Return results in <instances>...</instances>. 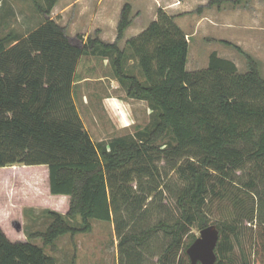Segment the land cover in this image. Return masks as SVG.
<instances>
[{
    "label": "trees",
    "instance_id": "1",
    "mask_svg": "<svg viewBox=\"0 0 264 264\" xmlns=\"http://www.w3.org/2000/svg\"><path fill=\"white\" fill-rule=\"evenodd\" d=\"M33 1L44 23L14 46L8 47L10 36L0 38V168L47 166L50 193L69 196L70 209L67 215L42 211L48 215L49 226L44 232L29 233V238H41L56 251L61 237L89 233L93 221L112 222L118 208L111 184L129 182L134 169L153 163L156 152L189 159L180 168L187 182L178 201L181 217L174 224L161 222L141 237L125 241L142 245L154 233L163 232L172 241L159 264H191L187 249L197 237L190 232L195 226L200 231L211 226L206 201L217 192L215 177L222 186L249 162L264 161L260 63L241 47L220 40L245 56L246 74L217 52L210 54L206 69L188 71L187 36L176 23L177 17L162 9L144 32L121 49L119 43L132 25L129 4L123 9L114 43L96 37L80 46L50 18L60 0ZM244 1L248 0L234 4ZM226 2L209 0L208 6ZM88 55L108 60L126 98L145 102L155 113L157 122L147 139L117 138L109 145L93 141L75 101L77 68ZM128 61L137 62L141 78L128 72ZM167 134L175 144L160 149L156 143ZM75 217L82 219V227L70 224ZM214 225L220 232L217 264H232L235 244H241L238 228L224 221ZM253 234L252 257L242 248L241 264H264V222L254 225ZM0 264L57 262L36 245L12 242L0 228Z\"/></svg>",
    "mask_w": 264,
    "mask_h": 264
},
{
    "label": "rangeland",
    "instance_id": "2",
    "mask_svg": "<svg viewBox=\"0 0 264 264\" xmlns=\"http://www.w3.org/2000/svg\"><path fill=\"white\" fill-rule=\"evenodd\" d=\"M144 2L145 0H61L50 18L64 27L71 40L80 46L96 37L107 43H114L117 38V27L127 4L133 8L131 15L133 25L125 33L127 38L139 34V31L136 32L137 28L143 25L144 30L151 20L157 19L158 11L160 9L165 11L164 7L168 6L163 2L156 4L153 0L147 5ZM244 2L237 4L235 8L234 2L227 0L221 6L216 4L203 7L200 13H197L199 5L194 3V12L188 16L189 20L183 21L184 23L182 20L176 22L191 34V27H195L197 16L208 13L207 8H211L215 14L217 10L231 14L232 8L236 10L238 6L247 3ZM242 11L247 12L245 8ZM258 20L264 26V13H260ZM44 21L45 17L38 12L33 0H0V38L10 36L8 47L26 38ZM224 27L219 25L213 28L211 24L206 23L198 35L189 37L191 47L187 70L192 72L206 69L210 54L217 52L220 57L235 62L241 74H246L249 67L245 56L234 47L220 42L240 40L243 51L260 63L264 78V32L256 30L258 32L254 37L257 40L250 42L252 34L239 28ZM119 46L121 49L126 48L125 38ZM127 66L129 73L141 78L136 61H128ZM76 82L75 97L78 99V110L85 129L95 143L103 142L109 145L117 138L136 142L147 139V133L157 122L155 113L144 102H132L129 108L126 103L128 100L126 91L115 80L108 60L90 55L83 57L77 68ZM105 98L119 104L121 113L113 112L111 104L106 102L109 100ZM123 103L128 109L126 114L123 113ZM174 144L171 134H167L156 143L160 149L170 148ZM153 155L155 157L153 163H143L134 169L129 182H123V185L111 184V189L116 192L118 208L112 222L93 221L91 232L80 233L74 237L70 235L61 237L57 242L56 251L46 247L41 238L30 239L28 236L35 231L44 232L49 226L48 215L41 214L45 209L34 210L30 205L40 201L43 207L54 208L60 212L63 210L55 207L56 200L49 194V179L43 174L45 166H28L20 172H13L10 169L13 166L0 168V204L25 208V212L33 210L25 213V219L16 216L14 221H19L21 231L15 228L11 216L5 213L0 214V228L12 242H29L42 248L47 255L56 259L57 264H159L171 244L170 236L157 232L142 245L125 240L130 236L141 237L146 230L161 222L174 224L181 217L178 201L186 189L187 182L181 176L180 168L185 166L189 159L164 157L156 152ZM17 174L20 176L17 177ZM35 176L41 177V182H35L37 184L34 187L27 179L34 182L32 178ZM214 180L217 192L209 194L206 212L211 225L223 221L236 225L241 244H235L230 263L241 264L242 248L252 257L254 225L259 221L264 222V161L249 162L222 186L217 182L219 177H215ZM12 211L14 213V210ZM69 222L74 227H82L80 217L70 219ZM190 234L199 237L200 230L195 226ZM188 240V237H185V241Z\"/></svg>",
    "mask_w": 264,
    "mask_h": 264
},
{
    "label": "crops",
    "instance_id": "3",
    "mask_svg": "<svg viewBox=\"0 0 264 264\" xmlns=\"http://www.w3.org/2000/svg\"><path fill=\"white\" fill-rule=\"evenodd\" d=\"M153 1H155L156 4H157V2L160 3V4H161V2H163L164 4L168 5L167 7H164V10L167 11V13L170 16H176L177 17L176 21L177 20H182V22L183 21L186 22V20H189L188 16L193 15L194 5L195 4L199 5V7H206V6L208 7V5H209L208 0H153ZM234 1L235 0H228V2H232V3ZM149 2H151V0H145L144 3L147 5ZM155 3H154V5H155ZM243 3H245V2H243ZM243 3H241V4H243ZM233 6H235V8H237L236 7L237 4H234ZM57 7H58V4H57V6L54 9H56ZM238 7L239 8L236 9V10H233V8H232L231 14H228L227 12H222V10L221 11L217 10V12L215 14V13H213L211 8H207V11H209L208 13L202 14L201 16H197L196 15L197 16V21H196L195 27H191V30H192L191 34L187 33L183 29V26L182 27L179 26V25L178 26L183 30V32L188 37L187 40H188L189 44H191V41H190L189 37H191V36L193 37L195 35H198L201 32V28L206 23L211 24V26L213 28H216L219 25H223V28H225L224 26H227V27H230V28H233V29L234 28H239V30H243V31H246V32L252 34L253 36L250 37L251 38L250 42H255V40H257V38H255L254 36L258 32L256 30H260L261 33L264 32V26L260 23L261 21L258 20L260 13L261 12L264 13V0L247 1V3L244 6H238ZM148 8H149V6H148ZM244 8L247 10V12H243L242 11ZM241 11H242V13H241ZM252 12L254 13V15H250V13H252ZM184 14H187V15H184ZM154 17L155 16L153 15V18ZM254 17H257V19H255ZM153 21H155V20L154 19L151 20V22H153ZM131 27L132 26H130V28ZM143 28H144L143 25L140 26L139 28H137L136 32L139 31L140 33L138 32L139 34H137V35L135 34L131 38L136 37V36L140 35L142 32H144L146 30V28L144 30H143ZM140 30L141 31L143 30V31L141 32ZM131 38H127L125 36V40L126 41L131 39ZM245 40H248V39H245ZM225 41L232 42V43L238 45L239 47H240V45H242V42L240 40H236V42H235V40H225ZM244 41H243V43H244ZM258 42H259V40H258ZM77 82H79V80H77ZM75 87H76V84H75ZM105 100H109V99L105 98ZM75 101H76V104H77L78 103V99H76V97H75ZM106 102H109V104H111V107L113 108V112H115L116 114L117 113L118 114L121 113L120 112L121 111L120 110L121 107H119V104H117L116 102H114L112 100H109V101H106ZM106 102H105V104H106ZM132 102H138V103L140 102V103H142V101L128 99V100H126V103L129 106V108H131L130 106H131ZM111 107H110V109H111ZM127 110L128 109L126 108V104L123 103V113L126 114ZM25 168L27 169L28 166L16 165V166L11 167L10 169H12L13 172H20V171L25 170ZM43 174L45 175L46 179H49V169H48L47 166H45ZM19 176H20V174H17V177H19ZM32 179H33L34 182H32V181L29 182L28 179H27V182L32 184L34 187H35V185L37 183L41 182V177H38V176L36 177L35 176V178H32ZM23 180L26 181L25 179H23ZM35 182H37V183L35 184ZM49 188H50V186H49ZM49 192H50V189H49ZM49 194L52 195L51 193H49ZM54 199L56 200L55 203H54L55 207L58 208V209H63L61 212L59 210L54 209V208L43 207L42 206V202H40V201H38L37 204L30 205V208H33L34 210L35 209L36 210H41V209L52 210V211L59 212L61 214H66L69 211V209H70V197L69 196H65V195H58V196H54ZM24 209L25 208H17L15 205L12 206L10 204H7V205L0 204V214H4L5 213L7 216L10 215L11 216V220H13V221L15 220L16 216H19V217L25 219V210ZM12 210H14V213H13ZM13 223L14 224L15 223H19V221H14Z\"/></svg>",
    "mask_w": 264,
    "mask_h": 264
},
{
    "label": "water",
    "instance_id": "4",
    "mask_svg": "<svg viewBox=\"0 0 264 264\" xmlns=\"http://www.w3.org/2000/svg\"><path fill=\"white\" fill-rule=\"evenodd\" d=\"M18 231L22 226L14 224ZM220 240V232L216 225H211L200 231V236L187 249V255L191 264H217L218 256L216 249Z\"/></svg>",
    "mask_w": 264,
    "mask_h": 264
}]
</instances>
